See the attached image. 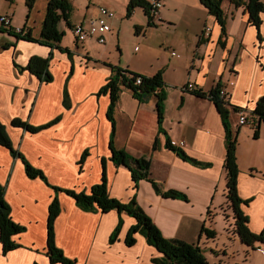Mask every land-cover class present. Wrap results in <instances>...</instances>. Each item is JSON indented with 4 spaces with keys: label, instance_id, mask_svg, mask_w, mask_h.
Returning <instances> with one entry per match:
<instances>
[{
    "label": "crops",
    "instance_id": "crops-1",
    "mask_svg": "<svg viewBox=\"0 0 264 264\" xmlns=\"http://www.w3.org/2000/svg\"><path fill=\"white\" fill-rule=\"evenodd\" d=\"M9 1L4 0L5 7L0 5V13L10 15V28H21L23 33L29 32L38 39L42 21L38 31L25 23L21 25L14 20ZM91 1L82 5V12L74 13L72 8L69 18L72 25L78 21L88 24L97 18L100 6L107 5L110 10L114 7L111 0L98 1L102 3L98 6H90ZM162 1L160 19H154L153 24L148 23L149 16L144 10L145 21L135 18L139 6L127 17L123 3L116 17L110 19L111 31L104 34L103 43L94 35L77 41L69 26L73 39L68 46H63V40L59 45L69 49L71 55L47 42L18 38L0 29V120L14 146L30 163L42 169L49 182L40 177L30 178L21 159L14 158L8 148L0 145V183L5 187L12 219L26 227L12 236L20 244L17 248L3 253L0 243V264H59L50 262L45 247L48 207L55 194L60 203V213L54 221L55 242L67 256L80 264H157L152 258L160 254L141 232L134 233V244L125 242L126 234L135 224L133 216L115 209L105 213L82 209L71 195L56 192L51 186L88 191L101 181L103 171L110 196L123 202L135 196L164 237L199 242L209 264H264V253L257 249L262 241L246 243L234 227L237 217L227 197L224 166L225 127L221 113L208 95L220 82L229 94V108L247 106L253 110L256 102L264 99V12H259L261 22L255 25L249 20L245 6L235 7L224 0L226 34L221 37L216 18L200 0H190L197 4L193 7L198 10L197 30L189 28L186 39L182 37L172 45L173 49L164 48L155 56L142 52L137 61L135 53L134 66L125 67L143 75L163 69L164 82L159 91L163 93L161 122L157 94L138 100L131 89L122 86L113 111L116 120L113 144L136 157L149 158L150 176L160 189L180 191L187 196L186 200L157 192L149 179L139 180L135 187L130 169L110 158L112 124L106 113L110 94L100 89L110 79L111 66L124 63L118 62L123 52L122 20L128 18L134 27L142 28L141 35L135 29L140 44H162L148 33L177 24L178 18H184L179 14L189 0ZM206 27L209 29L204 33ZM47 55L48 69L53 75L48 82L26 68L32 56ZM176 65L182 67L183 74L177 81L169 76V70ZM188 82L194 83L200 95L194 90H184ZM66 90L69 106L64 104ZM14 117L28 120L34 126L55 121L30 132L11 124ZM230 118L231 130L238 127L237 192L248 201L241 210L248 217L249 229L255 234L264 233V122L252 113L249 127L243 130L237 119ZM253 127L256 136H251ZM168 140L190 156L210 164L201 166L183 160L167 147ZM180 140L183 145H178ZM84 151L88 153L80 162ZM120 219L121 232L110 242ZM203 225L216 234L210 237L202 233Z\"/></svg>",
    "mask_w": 264,
    "mask_h": 264
},
{
    "label": "trees",
    "instance_id": "trees-1",
    "mask_svg": "<svg viewBox=\"0 0 264 264\" xmlns=\"http://www.w3.org/2000/svg\"><path fill=\"white\" fill-rule=\"evenodd\" d=\"M224 0H200L202 4L207 8L208 12L213 15L217 23L221 28V37L226 34V19L225 12L223 10ZM235 7L245 6L249 13V20L253 24L258 25L261 22L259 12H264V2L262 0H229ZM29 6H31V0L26 1ZM70 0H48L45 16L42 20V29L40 32V37L38 39L33 38L29 32L23 33L24 30L18 32L15 28L6 29L0 25V29L7 31L10 34H14L18 38L33 39L37 41L47 42L49 45L59 47V49L67 52L71 55V51L63 46L59 45L62 34L64 31L58 28V22L60 19H64L66 24L72 27V24L69 20L71 17L72 6ZM152 2L149 0H129L126 4V16H130L137 6L145 11L149 16L148 23L153 24L152 15L150 13ZM136 32H141L142 28L138 25L135 26ZM221 39V38H219ZM221 43H223L221 41ZM50 63V56L41 57V56H32L29 62L26 65V68L29 69L33 74L37 75L40 79L51 81L53 75L48 69ZM112 74L110 79L101 87L100 92H108L109 95V106L106 111L107 117L110 120L111 126V136L109 141V149L111 151V160L116 164L125 165L130 169L131 178L134 181V186L137 187L139 180L149 179L154 184L155 190L160 192L165 196L170 197H180L182 199H187V196L177 190H161L157 183L151 178L150 166L151 162L149 158L145 157H136L121 148L115 147L113 144L114 141V132L116 126V120L113 114L115 104L118 97L120 96L121 87H127L131 89L138 98V100H146L152 94H157L159 97V121L161 122V102L163 93L162 85L164 82L162 76V70H158L155 74L152 75H143L139 72L129 70L120 66H111ZM141 77V81L138 83L137 77ZM221 84L216 83L213 86L208 95L214 101V104L217 106L219 112L221 113V118L225 127V136H226V156L224 160V166L227 171L226 175V187H227V197L232 202L233 209L236 213L235 221V230L240 235V239L246 243L253 244L254 241L264 242V233L255 234L251 231L247 225L248 217L241 210L242 204L247 203L248 201L242 199L237 190H238V175H239V166H238V156L236 153L237 137L236 132L233 134L231 126L228 122V114L231 113V110L238 111L242 106H232L229 108L224 98L220 95ZM194 92L200 95V90L195 89ZM68 91H65L64 94V104L69 106L70 100ZM264 99L258 100L256 102L255 108L252 110V113H255L259 120L264 122ZM55 121V120H54ZM44 123L41 125L34 126L28 120H23L21 118L14 117L12 123L15 126L22 127L23 129L29 130L30 132H36L44 126H48L52 122ZM254 135H257V131H254ZM167 147L169 149L175 150L183 160L190 161L197 165H209L210 162H202L197 160L196 157L190 156L187 154L180 146H174L171 144L170 140L167 141ZM0 145L6 147L10 150V154L14 158H20L25 166V172L30 178L40 177L44 179L46 183L49 184L44 172L41 168L34 166L23 152L16 148L12 143L11 137L7 132L5 125L0 120ZM155 147V145H154ZM87 151H84L83 155L80 157V162L83 161L84 156L87 155ZM56 192L64 191L65 193L71 195L75 203L82 209L86 210H100L108 212L110 210H117L119 213L127 212L134 217L135 224H133L125 237V242L129 245L135 243L134 233L141 232L147 239L150 245L154 246L160 255L152 258V261L157 264H209V261L203 253V247L198 243L186 242L179 238H167L164 237L161 230L155 225L150 219L149 215L145 210L138 204L135 196H133L129 201L123 202L116 197L109 195L107 191V178L105 172L103 171L101 181L94 184L90 187L88 191L81 190L77 191L74 188H61L59 186L51 185ZM49 215L47 216V245L46 254L49 257L51 263L59 264H80L76 259L67 256L63 250L57 247L54 236V221L55 217L60 213V203L59 197L55 194L53 200H51L48 207ZM11 206L6 201L5 198V187L0 183V243L3 253H6L8 250H13L17 248L20 244L12 239V236L16 233H19L26 229L25 225H22L18 222H15L11 216ZM122 221H118L114 231L111 233L110 242H113L117 239L119 232H121ZM202 233H206L208 236L212 237L216 234L214 230L202 226ZM36 264V263H35Z\"/></svg>",
    "mask_w": 264,
    "mask_h": 264
},
{
    "label": "rangeland",
    "instance_id": "rangeland-1",
    "mask_svg": "<svg viewBox=\"0 0 264 264\" xmlns=\"http://www.w3.org/2000/svg\"><path fill=\"white\" fill-rule=\"evenodd\" d=\"M27 0H10L7 3H11V11L15 13L14 16V20H16L17 22L21 23V25H23L24 23L27 24L30 27H34V30L38 31V28L41 27V21L42 18L44 17V11L46 8V2L48 0H31V6H29L26 2ZM71 1V6L73 8V12H82V5H85L86 3H89V0H70ZM98 1H105V0H92L90 3V6H98L99 4L102 3H98ZM112 1V5H114L113 8H111L112 10H115V14L117 15L118 13V9H121V6L123 3H128V0H111ZM229 1V0H228ZM105 4V3H104ZM0 5H3L4 7L7 5L6 2H4V0H0ZM195 5L192 3L190 0L188 1V6H184V12L179 14L180 17L184 16V18H178V22L177 24H175L174 26H170L167 29H160L157 30V32L155 33L153 32H149L148 36H155L157 39H160L161 42H163L162 44L160 43L159 45H154V44H140V42L136 41V35L138 34H142L141 32L136 34L135 32V27L134 24H132L131 22H129L128 18L124 17V20H122L123 25H122V31H121V35H120V39H121V47L123 48V52L122 55L118 54L121 56V58L119 59L118 62H120L121 60L124 61L123 64H121L120 67H127V66H134V63L132 62V57L134 56L135 59L140 61L141 58V53L145 52L146 54L152 56V55H156L159 52H163L165 49L167 50V48L173 49L174 47L172 45H176V43L182 39V37H184L186 39L187 35H188V31L189 28L193 27L194 30H197V25H198V19H197V9L193 8ZM107 6V5H105ZM199 7V6H197ZM137 12H136V19L140 20V21H145L146 20V15L144 14L143 9L141 8V6L137 7ZM74 13H73V18H74ZM187 18V20L185 19ZM187 24H191V26H188ZM2 25V24H0ZM58 28L62 31H64V33L62 34L61 40H63V46H68L69 43L71 42V40L73 39V36L69 34V26L66 24V22L64 21V19H60L58 22ZM144 28L146 29V26L143 25ZM4 27V26H3ZM207 28V27H206ZM205 28L204 33L207 31V29ZM192 32V31H191ZM138 44V45H137ZM165 48V49H164ZM116 49L118 50L117 46ZM168 51V50H167ZM137 60V61H138ZM185 63L183 61L182 63V67H184ZM182 67L181 66H175L174 68L169 70V76H172L176 81L179 79L183 78V74H182ZM163 70V69H162ZM137 72V71H136ZM164 71H162L163 73ZM193 83V82H190ZM194 85V83H193ZM226 89V86H222ZM220 87V88H221ZM196 89V86L194 85L193 90ZM227 91V90H226ZM238 112L237 111H233L231 110V113L228 114V122L229 124H231V116L235 118V120L237 119L238 121ZM251 120V119H250ZM239 123V122H238ZM240 127L243 128V130L246 129V127H249L248 124H240ZM238 127L236 126L235 129H232V133L234 134L236 132V129ZM255 127H253L252 130H250L251 136H254V131H255ZM239 132V130H238ZM237 133V132H236ZM237 137V145L236 148L239 145V140H238V136L236 134ZM245 138V137H244ZM243 139V138H242Z\"/></svg>",
    "mask_w": 264,
    "mask_h": 264
},
{
    "label": "built area",
    "instance_id": "built-area-1",
    "mask_svg": "<svg viewBox=\"0 0 264 264\" xmlns=\"http://www.w3.org/2000/svg\"><path fill=\"white\" fill-rule=\"evenodd\" d=\"M163 5L162 0H153L151 8H150V13L152 15V19H160L159 15V9ZM99 15L97 18L91 19L88 24H85L83 22H76L72 25L71 29L73 31V35L77 41H83L87 36L94 35L96 39L103 43L105 42V33L108 31H111V23L110 19H113L116 17V14L114 11L110 10V8H107L105 6H100L99 7ZM0 24H2L4 27H11V18L10 15L0 13ZM207 30L209 29L208 27L206 28ZM18 32L22 31L21 28H15ZM141 77H137L136 82H140ZM194 85L193 83L188 82L184 90H193ZM220 95L224 98L225 101L229 98V94L226 91L224 87L220 88ZM238 122L239 124H248L251 122L249 116L252 114V110L247 107V106H242L238 110ZM184 141L180 140L178 145H183ZM257 249L262 251L264 253V242L260 243L257 245Z\"/></svg>",
    "mask_w": 264,
    "mask_h": 264
}]
</instances>
